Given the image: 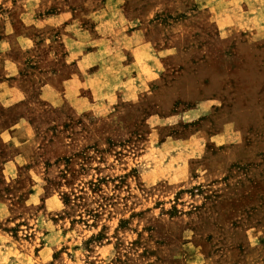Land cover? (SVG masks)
Instances as JSON below:
<instances>
[{"label":"rangeland","instance_id":"rangeland-1","mask_svg":"<svg viewBox=\"0 0 264 264\" xmlns=\"http://www.w3.org/2000/svg\"><path fill=\"white\" fill-rule=\"evenodd\" d=\"M0 264H264V0H0Z\"/></svg>","mask_w":264,"mask_h":264},{"label":"crops","instance_id":"crops-1","mask_svg":"<svg viewBox=\"0 0 264 264\" xmlns=\"http://www.w3.org/2000/svg\"><path fill=\"white\" fill-rule=\"evenodd\" d=\"M90 54H91V53H87V54L84 55L83 60H82V63H83L84 61H88V59H89V57H90ZM89 67H92V66H89ZM128 77H129V76H128Z\"/></svg>","mask_w":264,"mask_h":264}]
</instances>
